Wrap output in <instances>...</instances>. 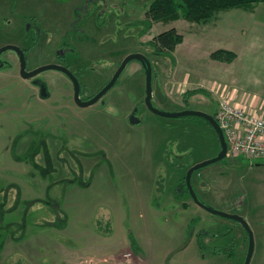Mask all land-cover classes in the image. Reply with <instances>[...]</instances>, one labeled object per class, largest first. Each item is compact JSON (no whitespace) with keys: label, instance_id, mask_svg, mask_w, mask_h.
I'll return each mask as SVG.
<instances>
[{"label":"rangeland","instance_id":"obj_1","mask_svg":"<svg viewBox=\"0 0 264 264\" xmlns=\"http://www.w3.org/2000/svg\"><path fill=\"white\" fill-rule=\"evenodd\" d=\"M82 1L95 0H0V41H22L27 28L22 21L37 18L48 33L41 32L30 49L28 65L51 59V35L59 40L56 35L69 34ZM106 1L99 4L101 15L85 24L87 38L71 60L84 94L106 82L126 54L139 52L151 63V101L158 108L183 105L214 115V90L221 86L235 89L253 110L264 107V2L252 13L219 11L217 22L179 17L153 22L145 31L139 22L151 0ZM172 26L184 35L172 52L174 61L150 44ZM237 43L232 61L209 57ZM0 77L7 80L0 82V264H242L247 239L238 223L188 196L174 198V178L162 184L159 196L157 180L161 183L172 153L179 151L169 140L179 138L182 161L190 164L213 157L218 142L198 116L179 121L141 107V124L126 121L123 113L144 95L138 60L127 62L104 94V105L74 106L80 117L65 130L46 117L50 108L32 99L34 88L13 69L0 70ZM56 79L66 81L61 73L46 76L54 94ZM194 89L205 92L189 93ZM193 180L199 200L247 221L254 239L248 264H264V159L225 156L200 168ZM200 181L206 185L200 187ZM129 234L142 254L131 251Z\"/></svg>","mask_w":264,"mask_h":264},{"label":"flooded vegetation","instance_id":"obj_2","mask_svg":"<svg viewBox=\"0 0 264 264\" xmlns=\"http://www.w3.org/2000/svg\"><path fill=\"white\" fill-rule=\"evenodd\" d=\"M100 3L106 4V3H108V1H106V0H103V1L95 0L92 2L82 1L80 4L76 5V8H75L76 15L68 24L69 34L68 35H56L57 37H59V40L57 38L54 39L53 36L51 35V42L50 43L53 44V57L51 59L42 60V63H40V64L28 65V63H29L28 54H29L30 49L33 48L34 46H36L37 42L41 39V37H42L41 32H45L46 34L48 33L47 28L42 24L41 20H39L37 18H29V19L22 21L23 26L26 25V27H27V28L24 27V36H23L24 40L22 39V41H21L20 39L16 38V41H8V40L0 41V47L5 46V45H11L12 46V47H9V48L0 52V70H9L11 68L14 70V73L16 74V77L18 78V80H20L21 82H23V81L26 82L25 84H26L28 89L31 88V86H32V88H34L32 93L36 94V96H33L32 99H34V101L37 100L36 102L39 105H41L42 108H45L47 106L50 109H52V110L47 109L50 112V114L47 113V111L44 112V114L46 115L47 118H53L56 121V123L54 125H57L58 128L61 130H65V129H62V127L65 128L66 126H69L70 122L73 123L76 119H78V117H80V116H77L78 110L76 111L75 107H86V106H89V105L94 104V103L104 105V100H105V99H103L104 94L116 84V81L118 79L117 78L115 83L107 91H105L96 101H94L93 103H90V104H86L85 102L88 101L94 94H96V92L99 91V89H101L102 86H104L105 83L110 78L106 82H104L101 86H99L96 90H94L93 92L88 93V94H84L83 85H82V82L80 81V79L77 75L76 68L71 64L72 57L74 55L77 56L76 55L77 54L76 48L80 44L79 42H82L81 40H85L87 38V33H85V27H86L85 24L89 23V20L91 17H93V19H95L98 15H101V13H102V11H101L102 7L99 6ZM81 14H83V15L81 16ZM103 21H105V19L100 21L99 23L96 21V23L98 25H100ZM48 35H50V34H48ZM20 52H21V55L23 57V62L20 60ZM48 64H53L55 66L57 65V66L64 67L67 70V72L63 71L60 68L51 67V68H46V69H43L41 71H38L34 74H31V75L28 74L27 76H25L26 73L33 71L35 68H37L39 66H43V65H48ZM139 65H140V67L144 73L143 66L140 62H139ZM46 70L54 71V72L50 73V74L54 73V75L57 73H61L66 80V81L62 82V81H59L58 79H56L55 85H56V91L57 92L55 94L51 93L49 83L46 81V76H48L50 74H48V75L42 74V72H44ZM114 71H113V73H114ZM74 78H75L77 85H78L77 93L75 91V84L73 81ZM2 81H7V80H2L0 77V82H2ZM28 89H26V90H28ZM144 96H145V79H144V95L139 100V102L135 103V105L131 106L127 110L126 114L123 113L126 121L130 125H138L144 121L145 113L143 111H141V109H142L141 107H144L145 110H148L149 112H151L154 115L162 116L160 114L152 112L150 109L147 108V106L145 105V102H144ZM151 98H152V96H151ZM185 102H186V100L184 99L183 104ZM151 103H152V101H151ZM166 103L168 104L169 100ZM159 109H161V108H159ZM183 109H184V106L182 105L181 107H176V109H173V110H167V109H162V110L178 111V110H183ZM117 110L119 112L118 108H117ZM131 114H133V116H131ZM211 115L214 117L213 113ZM186 116L189 117V116H193V115H186ZM186 116H179V117L162 116V117L170 118V119H177L180 121L183 118H185ZM200 118H201V122H203L206 126H208L214 132L212 127L207 123V121L205 119H203L202 117H200ZM40 127L41 126H38V129H41ZM172 127H173V125L171 126L170 130L172 129ZM179 127L181 129H184V127H186V125H180ZM214 134H215V132H214ZM70 136H71V134H70ZM215 136H216V134H215ZM62 137L61 138L58 137L57 141H59V140L62 141ZM71 140H72V138H71ZM216 140H217V137H216ZM217 142H218V140H217ZM168 145H171V148L173 149V151H174V147L176 145V147L179 149V151H177V152L174 151V153H172V157H174L175 159L173 158L172 160H170L168 170L163 171L164 176H160L161 183L159 182V180H157L158 185L156 186V189L159 192V196H161V197L164 196L162 184H164L165 181H168L167 179L171 180L174 178L173 181H170L172 183L171 194L173 195V197L180 199V198H184V197L188 196V198L189 197L191 198V195L189 193V189L187 188V185H186L185 175H186L187 169L192 164L199 162V161H195L191 164L190 163H184L182 161L183 158H185V154H184L185 148L182 147V144H180L179 138L169 140ZM218 148H219V145H218ZM164 154L166 155V157L168 156V154H166V153H164ZM173 160L177 161L176 165H174ZM185 164H186V166H185ZM199 169L200 168L194 170L190 176V183H191V186H192L195 194H196V192L198 193V191L195 187L193 178H194V174H196V172H198ZM86 183H88V181L85 182L84 185ZM198 185L200 187H204L206 185V183L205 182L203 183L202 181H200ZM183 203L184 202H182V205H183ZM234 221L241 226L242 230L245 233V236L247 239L246 250H245V254H246L247 247H248L247 232L244 229V227L238 221H236V220H234ZM201 233H202L201 231H198V232H196L195 236L199 238ZM205 235L209 236V237L211 235L215 236V234H205ZM129 236H130L129 239L132 238V240H134V242L136 243L133 235L129 234ZM216 236H217V234H216ZM188 238H190V234H189ZM130 248H131V251L133 253L142 254V251L138 247L137 243H136L135 248L131 245H130ZM245 254H244V258H245ZM243 261H244V259H243Z\"/></svg>","mask_w":264,"mask_h":264},{"label":"trees","instance_id":"obj_3","mask_svg":"<svg viewBox=\"0 0 264 264\" xmlns=\"http://www.w3.org/2000/svg\"><path fill=\"white\" fill-rule=\"evenodd\" d=\"M259 2H264V0H151L144 12V18L139 23L142 24L145 31L151 27L153 22H168L179 17L195 23H206L214 18L219 11L232 8L251 11ZM181 41L182 35L172 26L154 35L150 44L154 48V52L168 55L173 60L172 52ZM209 57L218 61L230 62L235 57V53L219 48L211 51ZM199 91L205 92L194 89L189 93ZM130 245L136 247L132 238Z\"/></svg>","mask_w":264,"mask_h":264},{"label":"water","instance_id":"obj_4","mask_svg":"<svg viewBox=\"0 0 264 264\" xmlns=\"http://www.w3.org/2000/svg\"><path fill=\"white\" fill-rule=\"evenodd\" d=\"M12 47L11 45H5L0 47V52ZM135 59L138 60L144 69V79H145V96H144V102L145 105L147 106L148 109H150L152 112L160 114L162 116H166V117H179V116H186V115H193V116H199L202 117L203 119H205L207 121V123L212 127V129L214 130L217 140H218V151L216 152V154L211 157V158H207V159H203L199 162H196L194 164H192L186 171V175H185V181H186V185L187 188L189 189V193L191 195L192 200L200 207L206 209L207 211L216 214V215H220L222 217H226L229 219H233L238 221L246 230L247 235H248V247H247V251L245 254V258L242 264H248L250 261V258L252 256V252H253V233L252 230L250 229L247 221L239 214L236 213H231V212H227L224 210H220V209H216L213 208L207 204H205L204 202H202L201 200H199L191 186L190 183V176L191 173L198 169L201 168L203 166L209 165L211 163H214L216 161L222 160L223 158H225L226 156V142H225V138L223 135V132L221 130V128L219 127L218 123L216 122L215 118L202 110L199 109H183V110H178V111H166V110H162L159 109L157 107H155L152 103H151V96H152V68H151V63L148 60V58L139 52H132V53H128L126 54L122 60L120 61L119 65L117 66V68L115 69L114 73L112 74V76L110 77V79L105 83L104 86H102L101 89H99V91L96 92V94H94L88 101H86V104H90L93 103L94 101H96L105 91H107L116 81V79L118 78V76L120 75V73L122 72V70L124 69V67L126 66L127 62ZM20 60L23 62V57L21 55L20 52ZM60 68L63 71L67 70L64 67L61 66H55L53 64H48V65H43V66H39L37 68H35L33 71L26 73L25 76H27L28 74H34L38 71H41L43 69L46 68ZM74 84H75V91L77 93L78 91V85L77 82L74 78ZM131 116H133V114H131Z\"/></svg>","mask_w":264,"mask_h":264},{"label":"built area","instance_id":"obj_5","mask_svg":"<svg viewBox=\"0 0 264 264\" xmlns=\"http://www.w3.org/2000/svg\"><path fill=\"white\" fill-rule=\"evenodd\" d=\"M215 92L214 118L225 138L226 157L264 159V107L253 110V104L235 89L221 86Z\"/></svg>","mask_w":264,"mask_h":264},{"label":"crops","instance_id":"obj_6","mask_svg":"<svg viewBox=\"0 0 264 264\" xmlns=\"http://www.w3.org/2000/svg\"><path fill=\"white\" fill-rule=\"evenodd\" d=\"M256 6V5H255ZM255 6H254V8H255ZM232 9H236V8H232ZM237 9H241L240 11H238V12H242V13H252L253 12V10H251V11H248V10H244V9H242V8H237ZM218 18H219V15H218V13L215 15V17H214V20L217 22V20H218ZM220 19V18H219ZM237 31H239V30H237ZM180 33V32H179ZM181 34V33H180ZM237 34H238V32H237ZM182 35V40H184V35L183 34H181ZM236 37H237V35H236ZM183 42L181 41L180 43H178L177 45H180V44H182ZM176 45V46H177ZM238 46V43L236 44V45H230V47H227V48H223V47H219V48H222V49H226V50H230V51H232V52H234L235 53V57H236V52H235V50H236V47ZM219 48H216V49H219ZM211 52V51H210ZM210 54V53H209ZM234 57V58H235ZM233 58V59H234ZM214 60V59H213ZM216 61H218V60H216ZM221 62H223V61H221ZM218 87V86H217ZM214 88H210V90H213ZM216 91V89L214 90V92Z\"/></svg>","mask_w":264,"mask_h":264},{"label":"bare ground","instance_id":"obj_7","mask_svg":"<svg viewBox=\"0 0 264 264\" xmlns=\"http://www.w3.org/2000/svg\"><path fill=\"white\" fill-rule=\"evenodd\" d=\"M152 82V81H151Z\"/></svg>","mask_w":264,"mask_h":264}]
</instances>
